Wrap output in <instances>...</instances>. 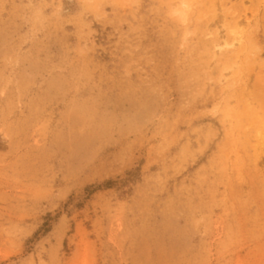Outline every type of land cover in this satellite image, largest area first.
Here are the masks:
<instances>
[{"label":"rangeland","instance_id":"374dc122","mask_svg":"<svg viewBox=\"0 0 264 264\" xmlns=\"http://www.w3.org/2000/svg\"><path fill=\"white\" fill-rule=\"evenodd\" d=\"M0 264H264V0H0Z\"/></svg>","mask_w":264,"mask_h":264},{"label":"bare ground","instance_id":"6f19581e","mask_svg":"<svg viewBox=\"0 0 264 264\" xmlns=\"http://www.w3.org/2000/svg\"><path fill=\"white\" fill-rule=\"evenodd\" d=\"M234 30V29H233ZM232 31V30H231ZM242 33L239 31H234V37L232 39V42L227 44L228 46L234 47L236 45H240L242 42ZM229 42V41H228ZM248 47V46H247ZM238 49V48H237ZM223 53V52H222Z\"/></svg>","mask_w":264,"mask_h":264}]
</instances>
